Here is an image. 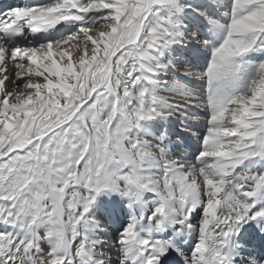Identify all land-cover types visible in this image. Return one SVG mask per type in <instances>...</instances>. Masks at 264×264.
I'll return each instance as SVG.
<instances>
[{
    "label": "snow or ice",
    "instance_id": "obj_1",
    "mask_svg": "<svg viewBox=\"0 0 264 264\" xmlns=\"http://www.w3.org/2000/svg\"><path fill=\"white\" fill-rule=\"evenodd\" d=\"M0 264H264V0L0 7Z\"/></svg>",
    "mask_w": 264,
    "mask_h": 264
},
{
    "label": "bare ground",
    "instance_id": "obj_2",
    "mask_svg": "<svg viewBox=\"0 0 264 264\" xmlns=\"http://www.w3.org/2000/svg\"><path fill=\"white\" fill-rule=\"evenodd\" d=\"M43 2H46V0H8V4L7 6L9 5H15V4H24V3H31V4H37V3H43ZM63 32V29L61 30ZM60 35V34H59ZM35 42V41H33ZM200 82L197 81L194 85V87L196 88L197 91H200ZM199 112V115L201 117V119L199 120V124L200 125H203L204 123V111L202 109H198L197 110ZM193 123H197V122H193ZM189 143H190V148H180V149H177L176 152H177V155H183V156H187L189 159H192V155L195 154V152L198 150V145L195 141V138L194 137H190L189 138Z\"/></svg>",
    "mask_w": 264,
    "mask_h": 264
},
{
    "label": "rangeland",
    "instance_id": "obj_3",
    "mask_svg": "<svg viewBox=\"0 0 264 264\" xmlns=\"http://www.w3.org/2000/svg\"><path fill=\"white\" fill-rule=\"evenodd\" d=\"M57 38H59V34H57Z\"/></svg>",
    "mask_w": 264,
    "mask_h": 264
}]
</instances>
